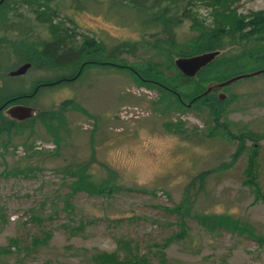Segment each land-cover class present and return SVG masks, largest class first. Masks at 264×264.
<instances>
[{
  "label": "rangeland",
  "instance_id": "obj_1",
  "mask_svg": "<svg viewBox=\"0 0 264 264\" xmlns=\"http://www.w3.org/2000/svg\"><path fill=\"white\" fill-rule=\"evenodd\" d=\"M89 1L48 6L78 37L106 49L123 41L137 45L118 58L127 69L90 66L71 83L38 89L26 105L53 114L54 124L24 119L0 139V264H111L101 256L119 258L126 242L131 263L264 264V73L215 91L228 98L218 122L232 136L252 138L233 158L237 142L220 128L211 130L205 107L188 105L191 86L181 88L179 103L134 76L152 64L164 76L174 74L168 67L192 37L186 24L173 49L153 50L141 29L120 24L138 17L135 12ZM235 1L237 14L264 16V0ZM28 9L18 13L33 22ZM194 9L206 24L213 21L200 3ZM29 30L33 41L48 38L36 22ZM1 39L21 38L0 30ZM25 53L0 46V96L30 93V82L56 75L32 67L9 76ZM253 151L257 190L244 175ZM67 165L84 171L99 192L72 191L73 179L62 173ZM201 171H211L201 189H187Z\"/></svg>",
  "mask_w": 264,
  "mask_h": 264
},
{
  "label": "trees",
  "instance_id": "obj_2",
  "mask_svg": "<svg viewBox=\"0 0 264 264\" xmlns=\"http://www.w3.org/2000/svg\"><path fill=\"white\" fill-rule=\"evenodd\" d=\"M51 1L22 0L10 2L3 0L0 3V30L12 34L15 32L17 38H21L11 44L15 46L18 52L21 49L26 50L27 53L21 55L22 63H28L36 69L50 70L56 73L50 80H37L36 83L49 84L40 86L38 89L58 85L64 86L71 83L80 76L83 70L90 66L118 70L127 69L123 66L124 62L118 58L124 54H132L137 45L136 42H118L110 49H106L101 42L83 37V35L78 37L71 29H68L64 22L56 19L57 13L51 11L48 6ZM89 2L93 4L91 1ZM235 2V0H108V5H106L108 10L113 5H119L135 12L138 17L120 24L141 29L143 35L150 37L149 47L153 50L173 49L176 46L178 29L186 24L187 29L192 33L190 44L187 49L177 51L175 59L213 51L218 52V55L201 68L193 78H186L181 75L173 66V62L168 67L169 70L174 71L172 75L164 76L163 72L157 70L155 64L146 66L142 71H136L137 74L134 71L133 73L138 80L144 81L145 84L159 87L168 94L178 97L179 103L181 102L179 97L181 96L179 95L181 88L191 86L190 93L184 97L187 99L188 105L205 107L208 120L213 125L211 130L220 128L230 139L237 142L235 153L232 155L233 158L244 151V141L252 140V138L249 134L242 133L232 136L224 129L223 123L218 122L225 114L228 98L225 96L223 98L218 97L215 91H210L206 95L202 94L209 83H221L236 75L264 69V16L261 13H254L249 16L237 14L233 8ZM196 3H200L208 12V16L213 18L211 23L206 24L205 20L197 15L194 9ZM22 6H27L33 20L44 26L48 37L45 41H33L30 32L24 36L18 34L16 22L27 21L18 13ZM108 12L110 13V11ZM216 16L221 18L220 23L216 24ZM5 44L11 45L1 39L0 46ZM24 94L14 93L5 97L0 96V107L4 102L6 106L10 104L27 106L26 103L33 96L22 100L20 96ZM31 119H36L47 127L56 121L53 114L47 112H37L27 120ZM19 123L9 120L0 110V139L8 138L13 130L21 126ZM253 156L254 151L248 156L249 162L244 170V175L248 185L257 190V186L252 182L255 175L250 160ZM18 172V170H13L11 173ZM210 172L196 173L188 183L187 189H194L197 186V189L200 190ZM62 173L66 174L67 178L73 179L70 182L72 191L83 188L84 191L96 192L101 189L91 184L88 185L87 175L82 170L73 172L72 168L67 165ZM64 205L65 208H68L66 203ZM34 241L35 238L32 242ZM10 244L12 250L20 251L16 241L10 240ZM123 249V252L116 254L119 258L115 255L107 256L105 254L101 258L111 264H140L138 262L131 263L133 253H131L132 250L129 248L128 242L124 243ZM2 251L6 253L8 250L2 248Z\"/></svg>",
  "mask_w": 264,
  "mask_h": 264
},
{
  "label": "water",
  "instance_id": "obj_3",
  "mask_svg": "<svg viewBox=\"0 0 264 264\" xmlns=\"http://www.w3.org/2000/svg\"><path fill=\"white\" fill-rule=\"evenodd\" d=\"M1 2L2 0H0V3ZM217 55L218 52L213 51V52L202 53L190 57H178L173 60V66L184 77L193 78L201 68L205 67ZM28 66H29L28 64H23L18 68H16L14 71L9 72L8 75L9 76L22 75L25 72V70L28 68ZM263 73H264V69H259L251 73H245V74L233 76L221 83H209L206 86V89L202 95H206L210 91H217L218 89L230 85L231 83L239 79L255 77ZM0 110L5 117L17 123L22 122L24 119L25 120L30 119L36 114L28 106H24L20 104H12V105L10 104L7 106L6 104H3L1 105Z\"/></svg>",
  "mask_w": 264,
  "mask_h": 264
},
{
  "label": "flooded vegetation",
  "instance_id": "obj_4",
  "mask_svg": "<svg viewBox=\"0 0 264 264\" xmlns=\"http://www.w3.org/2000/svg\"><path fill=\"white\" fill-rule=\"evenodd\" d=\"M3 1V0H2ZM29 10V9H28ZM37 23V22H36ZM16 24H17V29H18V34H20L21 36H24L25 34H27V33H31L32 34V30H29V27H30V25H32L33 26V24H35V21H33V22H28V21H18V22H16ZM16 26V25H15ZM31 29V28H30ZM13 34H15V32H13ZM33 35V34H32ZM23 64H28V63H22V64H20V66L21 65H23ZM29 66H28V68L27 69H29V68H32L31 66H30V64H28ZM26 69V70H27ZM25 70V71H26ZM46 85H49L48 83H41V82H38V83H36V81H32V82H30L29 84H28V91H30L31 90V92L30 93H25L24 95H22V96H20L21 98H22V100H26V99H29L31 96H33L34 95V93L37 91V89H38V87H40V86H46ZM3 104H5V102L3 103ZM2 104V105H3ZM12 105V104H11Z\"/></svg>",
  "mask_w": 264,
  "mask_h": 264
}]
</instances>
